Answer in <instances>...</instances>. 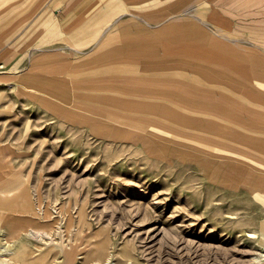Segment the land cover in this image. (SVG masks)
Here are the masks:
<instances>
[{
    "label": "rangeland",
    "instance_id": "1",
    "mask_svg": "<svg viewBox=\"0 0 264 264\" xmlns=\"http://www.w3.org/2000/svg\"><path fill=\"white\" fill-rule=\"evenodd\" d=\"M11 2L0 0V6ZM128 19L121 16L100 37ZM54 46L31 50L11 72L34 74L43 64H29L28 56L33 60L57 52ZM58 50L67 62L93 49ZM195 66L190 84L197 93L208 91L211 105L215 100L225 110L206 112L197 106L179 111L182 123L149 129L153 140L166 139L174 147L161 155L53 120L37 104L29 106L27 95L17 94L5 80L11 92L5 90L3 99L15 110L4 114L10 121L5 143L20 179L13 188L26 187L30 215L40 221L16 245L0 237V252L6 251L3 245L8 250L28 247L34 264L64 263V255L73 264H264V194L255 193L264 188L263 122L253 128L259 143L251 136V119L264 118V68L247 65L238 76ZM252 69H259L260 76ZM35 73L43 81L42 73ZM27 80H21L23 87ZM221 97L222 104L216 100ZM236 102L241 111L232 112ZM207 166L211 177L205 174ZM5 257L0 261L11 264V254Z\"/></svg>",
    "mask_w": 264,
    "mask_h": 264
},
{
    "label": "crops",
    "instance_id": "2",
    "mask_svg": "<svg viewBox=\"0 0 264 264\" xmlns=\"http://www.w3.org/2000/svg\"><path fill=\"white\" fill-rule=\"evenodd\" d=\"M121 16L129 17V22L100 37ZM150 28L155 32L149 33ZM52 44L57 52L47 51L33 60L28 56L29 64H43L34 74L11 72L25 62L28 52ZM62 47L93 50L65 62L58 50ZM261 49L264 0H13L1 4L0 237H8L13 246L40 221L30 215L33 205L26 187L13 188L20 179L10 163L11 147L5 143L10 121H5L4 114L13 115L15 110L4 102L5 90L11 92L3 86L5 80L17 94L27 95L29 106L37 104L53 120L88 129L110 142L141 144L161 155L174 147L166 139L153 140L149 129L159 123H182L185 119L179 111H196L197 106L207 108L206 112L225 110L215 100L211 105L208 91L197 93L195 84H190L195 65L218 75L242 76L248 66L264 68ZM35 72L42 73L43 81ZM251 72L261 74L259 69ZM26 77L23 87L21 80ZM222 99L216 100L222 104ZM238 107L242 106L236 102L232 112L241 111ZM251 121V136L259 143L260 135L253 128L260 122L264 125V118ZM205 174L211 177L208 166ZM256 191L264 194L262 186ZM5 254L13 257L11 264L35 262L28 247H11L0 252V258H7ZM73 261L64 255V263L59 264Z\"/></svg>",
    "mask_w": 264,
    "mask_h": 264
},
{
    "label": "bare ground",
    "instance_id": "3",
    "mask_svg": "<svg viewBox=\"0 0 264 264\" xmlns=\"http://www.w3.org/2000/svg\"><path fill=\"white\" fill-rule=\"evenodd\" d=\"M3 238H4V237H3ZM3 238H2V239H3ZM0 241H1V240H0ZM8 247H9V245H3V249H4V250H8ZM128 249H129V248H128Z\"/></svg>",
    "mask_w": 264,
    "mask_h": 264
}]
</instances>
